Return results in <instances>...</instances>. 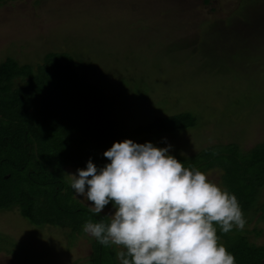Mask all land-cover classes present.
Returning a JSON list of instances; mask_svg holds the SVG:
<instances>
[{"label": "rangeland", "instance_id": "rangeland-1", "mask_svg": "<svg viewBox=\"0 0 264 264\" xmlns=\"http://www.w3.org/2000/svg\"><path fill=\"white\" fill-rule=\"evenodd\" d=\"M49 52L84 63L128 127L191 112L194 126L155 139L169 154L228 142L247 150L264 138V0H0V61L35 70ZM107 150H96L98 168ZM205 174L224 189L219 168ZM245 221L241 233L264 251V215ZM68 234L0 210V264H88L94 237Z\"/></svg>", "mask_w": 264, "mask_h": 264}, {"label": "trees", "instance_id": "trees-1", "mask_svg": "<svg viewBox=\"0 0 264 264\" xmlns=\"http://www.w3.org/2000/svg\"><path fill=\"white\" fill-rule=\"evenodd\" d=\"M81 63L65 52L46 53L35 70L11 57L0 61V210L15 208L31 224L68 228L72 241L86 222L107 223L109 217L93 213L75 197L65 166L85 169L90 159L96 165L97 149L133 138L154 145L164 134L196 123L185 111L128 127L115 118L116 108L103 88L87 80L88 71L81 72ZM170 155L192 170L219 168L222 185L236 196L244 219L251 211L264 215V194L259 195L264 189V138L247 150L228 142L190 156ZM217 235L235 264H264L263 246L238 228L225 234L217 227ZM90 246L88 264H120L116 246H103L95 238Z\"/></svg>", "mask_w": 264, "mask_h": 264}, {"label": "clouds", "instance_id": "clouds-1", "mask_svg": "<svg viewBox=\"0 0 264 264\" xmlns=\"http://www.w3.org/2000/svg\"><path fill=\"white\" fill-rule=\"evenodd\" d=\"M170 147L126 139L103 153L110 162L102 168L90 159L85 169L66 174L93 213L113 205L107 223L89 221L83 231L120 249V264H235L217 227L225 234L243 230L236 196L185 167Z\"/></svg>", "mask_w": 264, "mask_h": 264}]
</instances>
